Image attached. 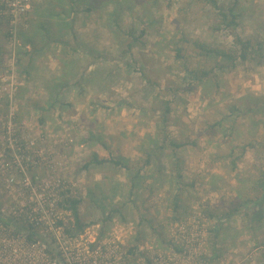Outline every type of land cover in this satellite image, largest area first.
I'll list each match as a JSON object with an SVG mask.
<instances>
[{
  "label": "rangeland",
  "instance_id": "rangeland-1",
  "mask_svg": "<svg viewBox=\"0 0 264 264\" xmlns=\"http://www.w3.org/2000/svg\"><path fill=\"white\" fill-rule=\"evenodd\" d=\"M105 1L102 14L96 9L98 1L92 0L96 9L92 37L101 40L92 44V68L99 66L103 78L108 70L112 75L106 78L107 90L92 97V122H69L58 116L53 127H43L34 108L20 101L18 65L14 103L8 106L0 90V116L5 119L13 111L15 128L27 141L35 140V149L45 150L48 164L57 167L55 175L67 182L65 189L81 199V216L89 224L81 236L92 240V256L97 245L114 242L119 245L116 264L260 263L264 225L258 230L247 228L246 213L240 206L253 196L252 181L264 172V57L251 55L246 62L236 58L216 71L213 55L207 57L192 41L229 52L239 47L235 35L264 38V0H217L227 7L237 3L240 24L235 28L225 27L209 0ZM30 9L19 12L20 23ZM114 19L119 23L116 33L109 28ZM3 20L7 23L5 17ZM133 37L139 41L123 54ZM13 41L8 36L1 77L7 75L12 61ZM21 44L17 35V55ZM211 68L213 77L203 84L193 75L196 70ZM8 80L10 76L5 82ZM167 103L171 106L168 117ZM2 132L0 124V136ZM164 136L186 142L181 148L166 143L157 151V158L168 163L169 172L182 168L180 184L167 172L173 185L144 187L130 203L116 196L122 189L121 168L101 165L110 178L102 177L100 185L95 181L99 171L92 165L83 168L92 153L102 158L133 157L137 147L156 148ZM5 161L0 155V215L8 219L7 214L30 194L21 192L19 177L15 170L6 169ZM40 173L45 175L46 168L41 167ZM52 175L50 171L45 177ZM41 196L40 192L33 194L36 208H41ZM236 209L239 213H232ZM229 212L230 218L223 217ZM61 213L65 223L72 219L70 213Z\"/></svg>",
  "mask_w": 264,
  "mask_h": 264
},
{
  "label": "crops",
  "instance_id": "crops-1",
  "mask_svg": "<svg viewBox=\"0 0 264 264\" xmlns=\"http://www.w3.org/2000/svg\"><path fill=\"white\" fill-rule=\"evenodd\" d=\"M97 1L96 9L105 13L107 2ZM96 9L92 11V0H33L31 9L22 16L18 63L22 76L20 101L34 108L43 127H53L58 116L67 117L69 122L80 119L91 123L92 97L96 98L97 92L109 87L106 78L112 72L108 70L109 75L104 72L103 78L99 66L92 68V44L101 43L97 35L92 37V13ZM7 30V23L0 22V65L7 55ZM88 135L92 139V130ZM145 150L141 146L134 151L136 156H119L126 158L131 168H121L122 189L120 194H116L117 199L130 203L136 200L138 193L134 191L135 195H131L130 188L138 181L137 170L144 167V159L139 155H143ZM162 163L167 168V175L168 163ZM153 166L157 164L153 163ZM92 169L99 171L95 178L98 185L102 177L110 178L105 168L92 165ZM103 171L105 175L101 174ZM259 262H264V258Z\"/></svg>",
  "mask_w": 264,
  "mask_h": 264
},
{
  "label": "built area",
  "instance_id": "built-area-1",
  "mask_svg": "<svg viewBox=\"0 0 264 264\" xmlns=\"http://www.w3.org/2000/svg\"><path fill=\"white\" fill-rule=\"evenodd\" d=\"M30 2L32 1L0 0V14L9 21V36L14 39L11 52L12 61L10 67L7 68V75L0 76L2 82L0 90L5 93L3 99L8 106L14 103L18 90L16 83L18 64L16 49H14L20 26L17 18L21 10L30 9ZM7 76H10V80L5 82ZM3 99L0 98V107ZM14 118L15 114L12 110H9L5 119L0 116V124L3 125V135L0 136V149L3 152L0 155L6 157V169L15 170L19 177V183L23 186L21 192L28 193L30 196L19 203L13 213L7 214L8 218L23 220L33 225L35 229L48 234L62 264H116L117 262L114 261L117 258V251H119V245L116 243L108 242L109 245L95 246L94 256H92V240L90 238L81 235L73 237L66 233V223L57 202L59 193L65 190L67 182L55 175L57 167L55 164H48L49 159L45 150L35 149V140H29L32 141V145H30L21 130L15 128ZM35 167L38 169L36 173H33L32 170ZM41 167L46 168V174L51 171L53 175L45 177L46 174L40 173ZM38 192L42 194L41 208H36L35 202L32 201L33 194ZM14 230L13 223L8 226L0 221V264H57L58 260L48 254L41 241L29 240L27 235L15 234ZM159 263L163 264V262Z\"/></svg>",
  "mask_w": 264,
  "mask_h": 264
},
{
  "label": "trees",
  "instance_id": "trees-1",
  "mask_svg": "<svg viewBox=\"0 0 264 264\" xmlns=\"http://www.w3.org/2000/svg\"><path fill=\"white\" fill-rule=\"evenodd\" d=\"M96 0H94L95 2ZM211 4L218 9V14L221 17V22L225 25L227 28H235L240 23L238 21L239 14L236 12V6L237 3L234 2L232 6L227 7L224 4H220L217 0H209ZM1 8V6H0ZM93 9V8H92ZM93 11V10H92ZM4 16L0 14V22L3 20ZM114 24L110 22V30L114 33L119 29V23L116 19H114ZM9 21H7V24ZM21 25V23H20ZM20 35V32L19 34ZM115 35V34H114ZM9 36V34H8ZM114 40V38H113ZM235 43L239 46L238 48L230 50L229 52L218 49V48H212L208 44H205L201 42L200 40H194L193 45L198 48L201 53L204 55H207V57L212 56L215 58V64L213 65L215 67V70H223L226 66H228L227 62L233 63L236 58L241 59V61L246 62L250 59L251 55H255V57L262 58L264 57V38L261 39H252L251 37H241L240 35L234 36ZM139 41V38L133 37L131 42H128V47L125 51H122L123 54L128 53L131 48H133V45ZM142 43H145L144 41ZM181 51V50H179ZM178 51V52H179ZM19 55L20 52L18 51L17 55V64L19 63ZM179 58H181L180 52L177 54ZM233 65V64H232ZM231 65V66H232ZM214 69L211 68L210 70H196L193 72V75L196 79H198V82L204 83L207 79V77H213ZM189 73V72H188ZM189 76H191V73H189ZM194 78V79H195ZM171 113V106L169 103L165 106V115L168 117ZM165 116V119L167 118ZM168 136H164L161 140V144L153 149L145 150V153L143 154V168H140L137 170V178L138 181H135L132 183V186L130 188V194L133 195L134 191L138 193L140 189L147 187V188H158V189H164L166 185H173L170 181L171 175H166L167 168L163 165V161L160 157L157 158V151L165 147V144H171L175 148H181L185 145L186 142H173L174 139L170 138ZM173 140V141H172ZM157 149V150H156ZM155 161V162H154ZM153 163H156L157 166L154 167ZM111 164L114 167L117 168H126V170H129L131 166L129 165V161L126 158L122 157H110V158H100L97 153H93L92 157L84 161L83 168L84 169H90L91 165H107ZM38 168H33L32 172L36 173ZM143 171V173H142ZM141 172V173H140ZM172 176L176 177L178 184H180V181H182L183 174H182V168L179 167L177 170H171L170 172ZM172 180V179H171ZM137 185L139 186L137 188ZM138 189V190H136ZM252 191L253 196H248V200L241 204V209L245 210V221L244 223L247 225V228H256L258 230L261 226L264 225V172H260L258 176L255 178V181H252ZM135 195V194H134ZM250 195V194H249ZM58 208L60 211H64L66 213H70L69 216L72 217V219L66 223L65 230L66 233L69 236H80L85 229L89 226L88 223H86L81 216V212L79 209V206L81 204V199L76 198L72 196L70 189H65L59 193L58 196ZM179 209V206L176 207V209ZM117 211V210H112ZM236 210H232V213L236 212ZM232 213H225L223 214V217L225 218L228 216L230 218L232 216ZM222 217V218H223ZM0 219L4 220L5 225L10 226L12 223L15 226V234H25L29 238V240H36L41 239L43 242V246L45 250L48 252V254L58 260L57 264H62L60 262V256L57 252V250L54 248L53 242L49 239L48 234L41 233L39 229H35L33 225L24 222L23 220L15 219V218H3L2 215H0ZM63 223L62 221L60 222ZM221 228V226L218 227V230ZM264 243V240H263ZM137 248V247H136ZM134 249H132L133 251ZM257 264H264V262H260Z\"/></svg>",
  "mask_w": 264,
  "mask_h": 264
}]
</instances>
